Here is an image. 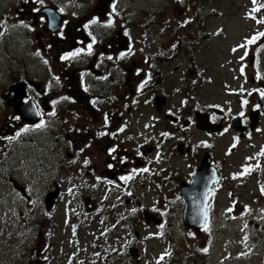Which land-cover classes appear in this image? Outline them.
<instances>
[{"label": "flooded vegetation", "instance_id": "flooded-vegetation-1", "mask_svg": "<svg viewBox=\"0 0 264 264\" xmlns=\"http://www.w3.org/2000/svg\"><path fill=\"white\" fill-rule=\"evenodd\" d=\"M46 2L47 0L42 2L28 0L26 3H20L15 0L11 3L13 7H9L5 14L3 9H0V41L9 40L12 43V51L6 50V56L0 52V76L5 73L0 83L10 80L4 86L6 93L0 98L8 97L12 92L11 98L14 101L11 100L12 109H10L16 120L23 121V116L17 110V97L19 103H28L37 111V118L40 121L38 125L43 124L42 127L38 125L29 127L27 124L24 126L20 122L16 126H11L10 135L12 134L13 138L19 129L25 128L31 136L39 133L45 143L49 141V144H45L46 152L43 153L46 159L47 157L56 159L54 162L59 164L53 167L59 172L62 170L70 174L68 180L75 184V188L69 195L82 203L87 201L88 195L93 197L89 207L91 211L82 209L81 212L94 211L100 215L106 208V212L110 213L122 207L119 203L121 200L125 206L136 204L139 209L131 208L132 212L122 210L124 223L127 224V218L141 216L146 208H141L140 197L133 198L132 194L141 193L146 189L145 186H151L162 177L164 172L160 171L162 167L159 159L160 148L168 151L167 163L174 168L175 179L172 180L170 177L166 179L173 187L175 197L177 196L181 201L183 226L186 227L183 222L184 214L204 211V225L199 232L195 233L188 228L194 235L199 236L206 231L209 234L211 226L213 230V226L218 222L225 223V220L221 219L222 215L246 217L254 212L253 208L258 212L262 211L264 195L259 194L263 196L262 200L251 199L249 202L244 197L243 191L251 189L250 183L257 181H259L257 183L259 189H264V154H262L264 153V112L261 110V104H263L262 108L264 107V100L261 101L263 96L260 95L264 90V83L259 85L258 94H250L248 99L241 103L243 108L239 111H229L227 115L219 106L201 107L200 104H196L193 109L192 87L207 84L206 79L193 77L195 71L192 64H197L195 52H171L162 58L160 53L151 57L149 52L120 50L118 38L121 34L127 36L126 30H123V27L114 30L118 37L115 43V38L111 36V27L108 26L111 6L109 5L104 18L96 15L100 20L99 25L104 29L105 39L97 32L98 43L94 45L91 54L84 52L81 55L80 52V55L72 59L63 60L62 56L75 51L76 44L73 41L84 37L66 23L62 16L56 30L49 31L43 11L48 8L57 11L59 9ZM94 11L97 13V9ZM17 23H20L25 30L20 40L17 39ZM33 36H35L34 40ZM127 38L132 49L131 39L128 36ZM102 41L104 48H99ZM52 48L55 52H50ZM121 53L125 55L121 57ZM232 53L235 52H226L223 55L228 58ZM22 54L29 57L33 54L34 59L41 60L38 62H43L40 65L44 66L40 70L42 74L37 72L33 74L34 69H32L30 75L33 74V78L28 77L23 73L27 69L24 67L22 70H17L23 75L15 78L16 68L12 66L17 64ZM236 55V59L228 58L229 62H223L221 68L226 67L233 73L232 77L236 82L240 81L245 85L253 82L251 73L241 69L255 67L257 59L247 52H237ZM182 56L185 61L181 64ZM6 61L10 62L9 67H11L8 72V65L5 67L2 65L7 64ZM175 61L177 63L172 66L171 63ZM167 63L170 65L169 68L165 67ZM185 64L186 68L183 67ZM167 69H171L174 76L169 75ZM179 73L184 75L177 77ZM169 79H172L173 85L165 87L164 84ZM142 83L144 87L140 88ZM177 94L183 97L178 99ZM140 107L143 111L141 116H138L134 113V109ZM199 115H203L214 127L208 130L199 129L197 127ZM234 121L239 129L233 127ZM260 126H263L262 130ZM191 129H195L205 138L228 134L234 137V141L229 143L219 156L208 149L203 142L201 146L199 142L190 144L187 130ZM100 133L105 134L100 135ZM6 135H9V132L8 130L3 132L0 120V171L4 165L1 161L2 157L11 156L8 149H3L8 141ZM112 148L116 150L110 153L109 150ZM206 157L208 161L204 166ZM47 164L45 162L44 168H47ZM185 164L186 172L183 173L182 165ZM5 168L11 167L8 165ZM145 168L148 169L147 172L142 171ZM128 176L132 178L122 179ZM68 180L59 179L54 183L53 190H49L45 197L51 191H59L58 198H60L63 193L59 185ZM201 180L202 182L199 183ZM195 183L200 185L192 190L191 186ZM187 190L192 200V202L188 201V205L180 195ZM73 191L76 192L72 194ZM192 191H195V196L202 194L201 199L193 197ZM223 192H225L224 197L221 195ZM256 192L258 194L257 188ZM114 194L119 201L114 206L108 207V199L113 198ZM96 199H100V202L103 200L100 207L96 205ZM226 203L227 205L224 206ZM44 205L48 209L51 203L44 202ZM94 212L91 214L93 222H95ZM150 221L155 219L151 218ZM122 226L120 230L124 232L130 229L128 225L126 229ZM153 226L163 228L160 224ZM250 226V221H247L242 227L248 229ZM114 230L115 228L108 229L107 233H113ZM220 231L219 237H221ZM118 235L124 236L123 233ZM219 240L210 234L202 242L207 248L205 254L208 259L211 255V253L209 255L211 246L216 247ZM106 246L100 245V249ZM132 248L137 249L135 246ZM244 248L253 252V246ZM195 249L197 245L192 246V256L197 264L201 258L197 252L199 248L194 251ZM114 255L119 256L116 252ZM111 256L113 255H106L105 259ZM261 264H264V261Z\"/></svg>", "mask_w": 264, "mask_h": 264}, {"label": "rangeland", "instance_id": "rangeland-1", "mask_svg": "<svg viewBox=\"0 0 264 264\" xmlns=\"http://www.w3.org/2000/svg\"><path fill=\"white\" fill-rule=\"evenodd\" d=\"M14 1L0 0L3 14L9 10V7H13L11 3ZM18 1L26 3L28 0ZM252 1L115 0L110 7L108 22L112 21L109 27L115 43L118 37L114 30L117 27L126 30V35L131 39V52H149L151 57L160 53L162 58L171 52H195L197 64H192L195 71L193 77L204 78L207 84L192 87L193 109L196 104H200L201 107L214 105L222 108L228 115L229 111L236 112L242 109L241 103L248 99L250 94H258L259 85L264 83V37H258L252 44L248 43L258 33L264 32V23H258L264 21V7L261 13L252 11L253 8L264 5V0H256L255 4ZM46 3L62 9L60 13L65 22L83 37L85 36L73 41L76 44L75 51L83 49L81 55L88 52L89 44H92L93 49L100 35L105 39L104 29L99 25L100 20L96 16L98 14L94 11L97 6L96 0H47ZM93 19L97 20L96 24L90 23ZM86 24L90 26L85 28ZM24 34V27L19 25L17 39L20 40ZM93 37L96 39L95 43L92 41ZM3 41H0V52L6 56V50L12 51V43L9 40H7L9 42L5 40L4 43ZM99 48H104V41L100 42ZM50 52H55V49L52 48ZM226 52H235L228 57L232 60L236 59L237 52L254 55L257 65L255 64L251 69L243 67V71L251 73L253 82H248L246 85L240 81L236 82L233 80V73L226 67L221 68L223 62H229V59L223 55ZM180 59H183L182 62L180 61L182 64L185 58L182 56ZM38 61L41 60L34 59L33 54L30 57L20 55V60L12 66L16 68L14 77L23 75L17 70H22L24 67L27 69L23 73L28 77H32L36 72L42 74L40 70L44 66L40 65L43 62ZM177 61L172 62L171 65L174 66ZM6 62L7 64L2 65L4 67L8 65V72L11 67H9L10 62ZM169 66L168 63L165 64L166 68ZM183 67L186 68L187 65ZM32 69L34 70L31 76ZM167 72L174 76L171 69H167ZM183 75L184 73H179L177 77ZM35 79L41 80L36 77ZM8 82L0 83V96L6 93L4 86ZM164 85L171 87L172 79ZM180 97L183 96L177 94V98ZM261 100H264V97ZM142 111L141 107L134 109V113L138 116H141ZM13 114L1 97L2 129L3 132L6 130L9 132V135H6L8 141L3 149H8L11 156L4 155L1 159L4 165L0 171V264H195L192 256L194 245L199 248L194 251L197 250L201 258L197 264H261L264 261V208L260 212L253 208L254 212L251 215L240 220L222 215L221 219L225 220V223L216 221L218 224L213 226V230L212 226L210 227L209 234L206 231L197 236L188 230L191 227L183 226L181 201L177 196L175 197L173 187L166 179L170 177L173 180L175 176L174 168L166 160L169 153L164 148H160L159 157L162 166L160 171L164 172L162 177L151 186H145L146 189L141 193L132 194L133 198L140 197L141 208H146L143 216L139 213L142 218L141 216L127 218V224L124 223V215L121 211L132 212L131 208H138L136 204L125 206L124 202L115 198L114 194L113 198L108 199V207L114 206L118 201L122 207L110 213L106 212L105 208L100 215L92 211L95 215L93 222L92 212L87 211L88 214L81 212L82 209H89L93 197L88 195L87 201L82 203L69 195L75 188V184L68 180L70 174L62 170L59 172L54 168L59 164L54 162L56 159L52 157L46 159L43 153L46 152L45 144H49V141L45 143L41 134L36 133L31 136L30 132L19 135L17 139L15 135L12 138L11 126L21 122L20 119L16 120ZM262 128L263 126H260V130ZM187 134L190 144L199 142L201 146L203 142L208 149L219 156L229 143L234 141V137L228 134L205 138L195 129L187 130ZM178 136L181 138L179 134ZM45 162L48 163L47 168H44ZM8 165L10 169L5 168ZM181 172H186V164L182 165ZM61 178L68 180L59 185L63 195L60 198L56 197L48 210L44 202L49 200L53 191L46 197L45 195L49 190H53L54 183ZM11 180H15L24 188L25 197L13 188ZM257 183L259 181L250 183L251 189L243 191L244 197L249 202L251 199H263L259 194L264 195V191L259 189ZM75 192L73 191L72 194ZM224 193L221 194L223 197ZM199 197L201 199L202 194ZM95 202L100 207L103 200L100 202V199H96ZM145 214L155 221L160 218V226L163 228L153 226L157 225L156 223L147 224ZM75 216L78 217L77 220L74 219ZM240 221L241 225H239ZM247 221H250L251 226L246 231L241 230L239 227L245 225ZM127 225L130 228L127 232L120 230L121 226L126 229ZM111 228H115L114 232L107 233ZM219 230L221 237L218 236ZM119 233H123L124 236H119ZM210 234L220 240L216 247L211 246L209 251L211 255L208 259L205 254L207 248L202 242ZM248 243L253 244V253L248 254L249 249L243 247ZM104 244L107 246L100 249V245ZM134 246L137 249L132 248ZM114 252L120 257L114 255ZM111 254L113 256L106 261L103 260L102 256ZM228 255L231 257L228 258ZM240 256L242 258H239ZM161 257L169 259L164 261Z\"/></svg>", "mask_w": 264, "mask_h": 264}, {"label": "water", "instance_id": "water-1", "mask_svg": "<svg viewBox=\"0 0 264 264\" xmlns=\"http://www.w3.org/2000/svg\"><path fill=\"white\" fill-rule=\"evenodd\" d=\"M108 2H109V0H105V1L104 0H98V8H99L98 11H99L101 17H104V15L106 13ZM57 16H58V14L56 15L54 11H52L50 9L47 10L46 17H47L48 27H49L50 31H55L57 28V24L59 21ZM127 44H128V39L124 36H120V38L118 40L119 49L120 50H127ZM11 94H12V92H10L9 96L7 97V101L10 105H12L11 100L14 101L11 98ZM261 106H263V104H261ZM263 112H264V110H263ZM28 117L29 116H27V118ZM212 126L213 125H210L209 122H207V120L203 117V115H201L198 118L197 127L199 129L208 130L209 128H212ZM207 161H208V158L206 157L205 161H204V166L207 164ZM192 187H196L195 184H193L191 186V188ZM189 191H191V190H189ZM180 195L182 196L184 203L186 205H188V201L191 200V196H189L188 190L185 191L184 194L180 193ZM55 196H56V193H54V196L53 195L50 196L49 203L53 202V199ZM191 202H192V200H191ZM201 212L202 213L193 212L190 214H187V213L184 214V217H183L184 224L186 226L192 227L193 229L196 230V232H198V228L203 225V219H204V211H201ZM145 221L147 224H155V223L158 224V221H150V218L146 214H145Z\"/></svg>", "mask_w": 264, "mask_h": 264}, {"label": "snow or ice", "instance_id": "snow-or-ice-1", "mask_svg": "<svg viewBox=\"0 0 264 264\" xmlns=\"http://www.w3.org/2000/svg\"><path fill=\"white\" fill-rule=\"evenodd\" d=\"M39 2H42V0H39ZM253 3L255 4V3H256V0H253ZM260 7H264V5H261ZM113 11H115V7H114V6H113ZM252 11H253V12L260 11V8H253ZM90 23H91V24H96V23H97V20H96V19H93ZM258 23H264V21H258ZM111 25H112V21L109 20V22H108V26H111ZM87 27H89L88 24L85 25V28H87ZM258 37H264V32L258 33L257 36H254L252 39H250V40L248 41V43H249V44L254 43ZM92 41H93V43H95V37L92 38ZM242 46H243V45H242ZM81 51H83V49L78 50V51H74V52L69 53V54H66V55L62 56L61 59H63V60H69V59H72V58H74V57L80 55V52H81ZM91 51H92V44H89V45H88V53L91 54ZM124 55H125L124 53H121V57H123ZM108 58H109V59H112V57H108ZM242 59H243V58H242ZM45 63H47V61H45ZM241 71H243V69H241ZM145 83H146V81H145ZM143 87H144V84L142 83V84L140 85V88H143ZM260 95H261V96H264V90H262V91L260 92ZM54 103H55V102H54ZM245 103H247V102L245 101ZM105 122L107 123V117H105ZM42 126H43V124L38 125V127H42ZM25 131H27V129H25ZM121 131H123V129H121ZM104 134H105V133H100V135H104ZM17 135H19V133H17ZM115 150H116L115 148H112V149H110L109 151H110V153H111V152H115ZM262 154H264V153H262ZM86 163H87V162H86ZM109 167H111V165H110ZM134 171H135V170H134ZM142 171L147 172L148 169L145 168V169H142ZM246 171H247V170H246ZM131 178H132L131 176H128V177H122V179H125V180L131 179ZM262 191H264V189H262ZM229 211H231V209H229ZM205 251H206V249H205ZM161 259H163V257H161Z\"/></svg>", "mask_w": 264, "mask_h": 264}]
</instances>
